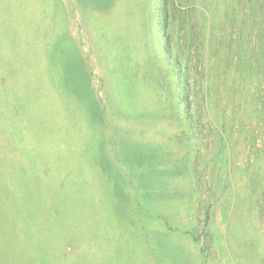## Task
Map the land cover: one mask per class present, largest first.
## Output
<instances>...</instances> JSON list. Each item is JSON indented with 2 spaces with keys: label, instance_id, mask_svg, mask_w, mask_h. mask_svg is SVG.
Listing matches in <instances>:
<instances>
[{
  "label": "rangeland",
  "instance_id": "rangeland-1",
  "mask_svg": "<svg viewBox=\"0 0 264 264\" xmlns=\"http://www.w3.org/2000/svg\"><path fill=\"white\" fill-rule=\"evenodd\" d=\"M0 264H264V0H0Z\"/></svg>",
  "mask_w": 264,
  "mask_h": 264
}]
</instances>
